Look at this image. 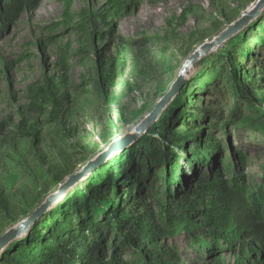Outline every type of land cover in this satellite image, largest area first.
Segmentation results:
<instances>
[{"label":"rangeland","instance_id":"1","mask_svg":"<svg viewBox=\"0 0 264 264\" xmlns=\"http://www.w3.org/2000/svg\"><path fill=\"white\" fill-rule=\"evenodd\" d=\"M257 1L134 0L137 9L116 19L109 0H43L1 33L0 237L131 132L186 61ZM263 63L264 11L194 62L155 123L61 195L0 264H39L43 253L91 238L90 228L160 204L196 219L195 187L217 169L264 187ZM174 242L185 264H198L192 242ZM224 261L234 264L228 254Z\"/></svg>","mask_w":264,"mask_h":264},{"label":"trees","instance_id":"2","mask_svg":"<svg viewBox=\"0 0 264 264\" xmlns=\"http://www.w3.org/2000/svg\"><path fill=\"white\" fill-rule=\"evenodd\" d=\"M42 1L0 0V35L25 13L36 11ZM136 7L134 0H109V12L116 19L131 15ZM260 69L264 79V63ZM104 72L99 64V80ZM111 77L112 83L115 78ZM236 160L244 161L241 152ZM221 168L232 171L223 162ZM221 171L198 181L195 202L190 205L196 219L183 209L174 212L159 202V212L146 209L137 218L90 228L91 238L43 253L39 264H185L178 245L169 243L181 235L192 242L198 264H226V254L234 264H264V187L251 188L235 172L229 178Z\"/></svg>","mask_w":264,"mask_h":264},{"label":"water","instance_id":"3","mask_svg":"<svg viewBox=\"0 0 264 264\" xmlns=\"http://www.w3.org/2000/svg\"><path fill=\"white\" fill-rule=\"evenodd\" d=\"M264 11V0H258L249 10H247L243 16L231 25L226 31H224L213 42L205 44L196 53L191 56L181 68L178 78L175 80L170 89L159 99L155 107L149 112L141 122L134 127V129L110 142L107 149L100 154L96 159L82 168L80 172L69 178L64 184H62L57 192L49 196L44 203H42L29 217L21 221L17 226L8 230L3 236L0 237V254L12 243L25 236L30 229L37 223V221L47 214L54 206L56 200L73 186H75L85 175L94 171L101 166L112 154L118 152L121 148L126 147L130 142L137 139L140 134L150 128L158 119L160 114L166 109V107L181 94L183 91L187 78L190 73V69L194 62L203 56L209 54L214 49L222 46L225 42L239 35L243 30L250 27L256 20L260 18Z\"/></svg>","mask_w":264,"mask_h":264},{"label":"bare ground","instance_id":"4","mask_svg":"<svg viewBox=\"0 0 264 264\" xmlns=\"http://www.w3.org/2000/svg\"><path fill=\"white\" fill-rule=\"evenodd\" d=\"M118 85H119V77H118L117 81L114 83L113 88H114V87H117ZM117 139H119V138H117ZM62 198H63V197H62Z\"/></svg>","mask_w":264,"mask_h":264}]
</instances>
